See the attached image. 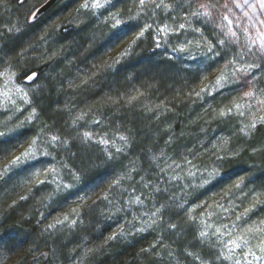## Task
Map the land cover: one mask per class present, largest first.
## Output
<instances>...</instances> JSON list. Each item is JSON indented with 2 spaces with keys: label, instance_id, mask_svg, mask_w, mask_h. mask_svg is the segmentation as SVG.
I'll return each instance as SVG.
<instances>
[{
  "label": "snow or ice",
  "instance_id": "obj_1",
  "mask_svg": "<svg viewBox=\"0 0 264 264\" xmlns=\"http://www.w3.org/2000/svg\"><path fill=\"white\" fill-rule=\"evenodd\" d=\"M5 4L6 0H0V5ZM20 4L23 5V0H20ZM157 10L166 13V18L172 19L173 24L164 23L162 20L157 23L159 19ZM238 11L242 13L240 16L236 15ZM76 12L78 14L90 13L97 16V19L103 17L101 23L108 26L109 31L102 37L101 47L108 48L129 36L132 37L121 53L111 62L102 64L98 71L106 70L116 75L121 71L122 63L135 55V49L139 48L148 38H151L154 45L153 55L163 56L164 61L171 67L176 66L179 57L169 56L168 48L181 56L185 53L190 54V48L193 46L203 48L201 58H193L191 65H185L181 69L192 79L201 78V73L224 61L223 69L215 77L214 84L211 87L204 85L199 91H194L190 95L202 99L206 94L242 93L229 106L222 107L218 111L213 109L212 119L221 122L236 121L231 135L241 138L245 143L234 151L227 150L231 137H224L219 147L214 144L213 148H216L217 152L222 151L223 154H213L215 166L211 171L205 169L207 179L202 178L195 188L202 189L212 181L222 178L224 174L220 169L225 163L239 158L243 152H248L250 158L259 156L261 163L264 164V135L259 140L256 135L264 131V0H223V2L222 0H131L130 4L129 0H79ZM35 16L36 13H33L32 18L34 19ZM27 26V17L20 22L19 27L11 22L0 24V66H3V70H0V80L4 85L0 88V103L6 109L0 112V116L4 117L0 120V155L11 153L22 142L27 143L23 151L12 156L7 163L0 165V183L6 184L16 177L27 176L28 179H35L43 174L44 179L36 180L37 186L41 191L51 188L47 200L62 205L67 198L65 194L90 193L98 186L97 182L103 178L104 174L115 173L118 168L121 174L110 187L118 185L125 178L133 179L132 173L138 174V169L132 167L125 171L126 166L122 157L126 158V150L131 151L137 143L141 142V129L126 125L124 131L127 134L117 131L111 139L104 137L97 139L92 131L86 129L89 124L94 126L105 124V119L94 116L88 120L86 119L88 113L83 110L73 116V105L64 103L63 107H60L59 102L51 101L49 95L45 93L49 88H53L59 94L64 89L62 81H57L56 76L50 77V74L39 70L34 71L26 65L14 62L12 57V53L16 52V47L19 46L16 43V34H22V28ZM188 35H192L193 39H185L183 43L175 45L171 43L173 37L179 40L180 36L187 37ZM41 39L44 38L41 37ZM91 39L95 40L96 37L93 35ZM160 49L165 51H156ZM17 55L23 60L24 52L17 53ZM56 57L57 53L53 52L50 59L55 60ZM58 75L62 76V73ZM96 75L97 73L93 72L90 77L82 79L80 84L69 80L67 86L76 89L81 85H87ZM49 78L51 85L41 83ZM124 78L129 83L134 79L132 74H126ZM17 79L21 82L26 80L29 83L27 86H21L15 82ZM146 87L155 88L156 85L149 83ZM143 95L144 93L138 90L135 95L127 97L124 93H118L116 98L109 96L105 103L116 106L114 110H111L113 119H123L117 116L121 106L120 101L124 100L125 104L132 106ZM13 96L16 99H13ZM238 101H243V103ZM20 104L25 106L23 110ZM160 108L159 104L154 108L145 106V111L153 113L154 118L158 120L159 116L155 115V110ZM24 112L28 114L23 120L19 119L16 114L24 115ZM48 112L55 114L58 119L53 120L51 124L46 121L41 122L39 131H36L33 126L41 121L42 114ZM65 116L68 118L65 119ZM60 121L63 123L58 127ZM164 131L168 134V139L164 147L160 149V157H165L167 149L185 135L182 131L177 136L171 125H168ZM200 131L203 132L205 129L201 128ZM30 133H34L31 139H29ZM117 139L120 141L119 146L116 143ZM152 147L160 148L159 142L154 137ZM73 149L76 150L73 151ZM92 149L95 151H91ZM151 151L152 148L149 147L147 152ZM61 154L67 159L57 161L55 167L51 166L55 156ZM145 159L154 162L157 156L148 157L146 154ZM185 162L191 165V161L186 158ZM130 163L134 164L135 161ZM155 167L159 168L160 172L165 171L159 164H155ZM167 167L171 169L173 165H167ZM175 167L179 168L180 165L176 164ZM245 171L248 179L240 177L221 197V199L227 198L228 202L232 203L233 197L239 199L242 196L247 199L251 196L249 206L236 215V221L248 216L258 206H264V185L260 186L262 190H257L256 187L250 188L249 184L252 183L254 174L251 168ZM89 173L92 175L84 179ZM196 175L197 172L191 170L187 172L188 177L194 178ZM66 179L71 183H66ZM141 179L144 178L141 177ZM178 179L177 175L169 177V181ZM150 184V181L144 183L143 187L149 188ZM171 188V184L168 187L152 185V192L156 194L153 199H156L159 207L151 213L149 220L140 228H136L135 225L130 229L121 227L105 238L104 245L117 240H127L134 233L153 230L154 225H157L159 221L164 225L161 239L164 233L174 234L177 238L189 237L187 245L182 248L183 254L199 261L200 264H264V219L251 223L243 229V232L234 236L228 223L221 222L219 226L209 223V220L213 218L221 219L215 211L210 210L196 215L195 208L186 207L189 201H181L176 193L171 191ZM73 189L75 192L71 191ZM236 193L240 195L236 196ZM20 199L25 200L27 197L22 196ZM78 199L81 207L72 209L73 218L65 214L62 219L58 218L54 223L48 224L44 232H49V230L55 232L58 226L60 230L66 226L68 232L72 234H75L77 229H86L91 223L90 217L97 211L96 202L89 205L86 203V197H78ZM103 200L108 204H113V199H110L108 194L103 196ZM130 203L142 205L144 201L140 196H136ZM199 207L201 205H196V208ZM214 207L223 214L230 211L219 202H214ZM120 211L121 208L116 207V212ZM99 214L103 215V211L101 210ZM231 226L236 227L235 221ZM96 228H100L99 223L96 224ZM80 235L81 239H87L83 233ZM224 237L228 238L226 242ZM25 240L26 238L15 230L0 232V264L10 261L12 264H19V261H12L11 256L25 243ZM253 240L256 243H252ZM188 245L200 252H204L200 246L206 245L207 251L204 255L194 254L189 251ZM157 246L167 252V256L171 258L169 264H181L170 247L162 244L161 240L155 241L146 248H141L137 255L154 256L156 258L154 264H162V252L156 251ZM95 251L99 249H88V253ZM55 256V248L47 254L36 252L34 258L27 260L26 264H39L44 257L48 258L45 259L44 264H50V260ZM78 264H83V261H79Z\"/></svg>",
  "mask_w": 264,
  "mask_h": 264
},
{
  "label": "trees",
  "instance_id": "obj_2",
  "mask_svg": "<svg viewBox=\"0 0 264 264\" xmlns=\"http://www.w3.org/2000/svg\"><path fill=\"white\" fill-rule=\"evenodd\" d=\"M32 1L36 5L35 7H37L44 0ZM12 3L17 5L16 7H20L21 5L20 0H13ZM24 4L26 2L23 1ZM57 9L58 2L38 18L33 19L31 13L27 15L28 26L25 27L27 29L24 31V35L17 37L16 43L20 46V44L28 42L27 38L29 36L31 37L35 32L41 30L39 27L41 26V22L46 20V16L56 12ZM28 11L30 10L28 9ZM88 21L89 17L87 18V16L78 20L74 18L68 24L65 23L67 24L65 28H56L57 30L60 29L59 35L57 33H50V42L46 50L47 57L43 55L42 60L25 62V65L32 68V70H39L42 73L50 74V77L56 76L57 81H62L64 89L59 94H57L55 89L49 88L45 95H49L51 101L59 102L60 107H63L64 103L73 105L72 115L75 113L74 110L77 109L76 111L78 112L83 110L93 115V117L98 116L101 119H105V124L97 126L98 128L95 126V128L102 131V133L111 134V137L117 131L122 134H127L124 131L126 125L141 129V142L137 143L131 151L126 150V158L122 157L123 163L126 166L125 171L136 167L138 174L132 173L133 179L129 180L125 178L118 185L112 186L115 189V193L133 188L140 191L145 190V192L152 193L155 196L156 194L152 192V186L144 188L143 185L149 181L159 180L157 183L158 186L168 187L171 184L172 192H175L179 198L188 197L190 202L194 201L197 197L198 201H201L200 198L203 196L204 199L208 197L209 195L206 192H201L203 188L197 189L191 187L186 193L179 191L175 187H179L181 182L169 181L167 172L176 168V164L186 163L185 158L191 161V163H193L194 158L196 163L212 169L215 166L213 164L215 159L213 154H223L222 151L217 152V149L213 148V145L215 144L219 147L224 137H231L230 143L227 145V150L229 151H234L245 143L241 138L231 135L236 126V121L221 122L212 119L214 115L213 109L218 111L221 105H224V107L229 106L232 97L239 95V92H232L230 94L223 93L218 98L213 97V95L211 98L202 99H197L194 95H190V93L196 91L194 89L201 79L204 80V77H207L214 69H223L224 61L214 65L208 71L201 73V78L192 79L184 71H181L185 65L190 64L181 62L182 60L178 59L176 66L171 67L164 61L163 56L153 55L154 45L151 38H148L144 40L139 48L135 49V55L122 63L121 71L116 75H113L110 71H101L100 75L97 78L92 77L87 85H81L76 89L68 88L67 82L69 80L74 81L75 84H80L82 79L91 76L93 69H91L92 73L84 78L77 76L78 70L81 68H89L88 59L93 56L92 52L96 51L95 53L99 54L101 49H103L101 47L103 42L102 38L91 39L95 31H93L91 26H86ZM78 24L79 27H77ZM101 29L103 30V28ZM49 31L52 30L49 29ZM27 44L29 45V42ZM156 51L161 52L160 50ZM53 52L57 53L55 60L50 59ZM60 73H62V76L58 75ZM126 74L133 75L134 79L131 83L124 78ZM41 83L51 85L52 82L49 78L48 80L41 81ZM149 83L155 84L156 87L147 88L146 85ZM137 90L143 92L144 95L135 101L132 106H128L124 100H121V106L117 116L123 117V119H113L111 110H114L116 106L106 104L105 101L107 98L109 96L116 98L118 93H124L125 97L135 95ZM158 104L161 105V108L155 110V115L159 116L157 120L154 118L153 113L145 111V106L154 108ZM210 105L211 107H209ZM57 119L58 117L55 114L48 112L42 114L40 123L46 121L51 124L53 120ZM62 123L63 121H60L58 127ZM145 125L147 127H143ZM168 125L172 126L177 136L182 131L185 135L181 136L176 144L167 149V155L165 157H160V149L164 147L165 141L168 139V134L164 131ZM201 128H204L205 131H200ZM256 135L257 140H259L264 135V131L258 132ZM153 137L159 142L160 148L152 147ZM149 147L152 148L151 152H147ZM75 150L73 149V151ZM112 150L114 151V149ZM91 151L94 152L95 149ZM146 154L148 157L156 155L157 160L153 162L150 159H145ZM131 161H135V163H130ZM150 164L152 165L151 167L149 166ZM155 164H159L165 171L160 172L159 168L155 167ZM167 165H173V167L169 169ZM185 168L186 166H182L179 173L184 172L181 169ZM249 168L252 169L254 174L249 187H256L257 190H262L260 186L264 185V164L261 163L259 156L250 158L248 152H243L239 158L225 163L224 167L220 169L224 175L209 185L208 193L210 195L212 194L211 196L213 197L226 186L234 184L240 177L243 176L248 179L245 170ZM120 174L119 168L115 173L104 174L103 178L97 182L98 186L95 188L98 190H106L108 188L109 190L112 182ZM90 175L92 174H87L84 179H87ZM179 175L182 176L181 174ZM141 177L144 179L142 180ZM160 179H163L165 182H162ZM193 185V183L190 184V186ZM34 212V206L25 201H20L8 210H2L0 212V232L15 230L21 233L22 237L26 238L23 245L29 243L31 240L30 243L33 244L32 246L39 248L40 244L38 240H34V235L40 233L38 225L35 224L34 218L36 217L34 216ZM254 214L264 218V206H258ZM29 217L31 218L29 219ZM2 218L3 220H1ZM90 220L91 223L88 227L84 230H77L75 236L69 232H65L56 237L54 245L63 247L65 245L64 243L67 242L69 248L67 254L72 256L76 255L77 253L74 252H79L81 248L99 249V251L90 254L84 264H154V260L156 259L154 256H138L137 254L141 248H146L155 241L161 240L162 244L170 247L175 258L179 259L181 264L184 261L185 264H196L195 259L185 256L182 251L183 246L187 245L189 237L177 238L174 234L164 233L161 239V232L163 231L164 225L161 228L155 227L153 230L146 231L142 234L135 233L129 236L127 240H117L104 245V240L110 231L109 219L107 216L100 215L98 212V215L94 213L90 217ZM97 223L100 224L99 229L96 228ZM81 233L87 236V239H82L83 242L78 245L81 241ZM69 239H73V244H70ZM47 245L46 247L49 249L50 247ZM101 245L104 246L101 247ZM188 247L189 251L194 252V254L204 255L207 251L206 245L200 246L204 249V252H200L190 245ZM72 249H75V251L72 252ZM156 251L162 252V264H169L171 258L167 256V252L162 250L160 246H157Z\"/></svg>",
  "mask_w": 264,
  "mask_h": 264
},
{
  "label": "rangeland",
  "instance_id": "obj_3",
  "mask_svg": "<svg viewBox=\"0 0 264 264\" xmlns=\"http://www.w3.org/2000/svg\"><path fill=\"white\" fill-rule=\"evenodd\" d=\"M12 1L13 0H6L5 5H0V24H7L11 22V23L17 24V26L19 27L20 22L27 16L28 9L30 11L31 10L33 11L36 5L35 3H33L32 0H23L24 2H26V4L22 5L23 7H21V5L20 7H16L17 5L13 4ZM130 3H131V0H129V4ZM78 7H79V0H59L57 11L53 12L49 16V18L41 22V26L39 27L41 28V30H38L31 37L29 36L27 38L29 45L27 44L28 42H26L16 47V52L12 53L14 62L25 65L26 61L42 60L41 58L43 57V55L47 57L46 50L50 42L49 41L50 33H54V34L57 33L59 35V30L61 28H65L67 24L71 22L72 19L74 20V18L78 20L85 16H87V18L89 17V21L87 22L86 26L87 27L91 26L93 28V31H95L96 33V34L94 33L93 35L96 37V39L98 37L100 38L104 37L109 31V27L101 23V21L103 20V17L101 16L99 17V19H97V16H93L90 13L78 14L76 12V9ZM157 14L159 17V19L157 20V23H159L162 20L164 23L173 24L172 19L166 18L167 17L166 13H161L159 10H157ZM241 14L242 13L239 11L236 13L237 16H240ZM105 15H107V13H105ZM179 22H183V21H179ZM56 28L57 29L60 28V29L57 30ZM101 28H103V30ZM26 29L27 28L25 27L22 28V34L17 33L16 36L18 37L19 35L21 36L24 35V31ZM49 29H51L52 31H49ZM177 35H180V34L177 33ZM41 37H43L44 39L42 40ZM131 39L132 37L129 36L125 38L124 40H122L121 42H118L108 48L103 47V49H101V52L100 53L98 52L99 54H96L95 53L96 51H93L92 52L93 56L88 59L89 61L87 60L90 67L81 68L80 70H78L77 76L81 78L89 76L90 73H92L91 69H93V72L97 73V75L94 76V78H97L101 72V71H98L100 66L104 64L105 62H111L114 58H116L121 53V51L127 46V44L130 42ZM185 39L191 40L193 39V36L192 35H188L187 37L180 36L179 40H176L173 37L171 39V43L173 45L177 43H183ZM161 42L163 43V41ZM24 50H27V51H24ZM160 51L163 52L165 50L160 49ZM202 51H203V48H196L193 46L190 48V54L185 53L181 56V54L173 53L171 51V48H168L167 54L169 56L179 57V59L182 60L181 62L191 65L193 58H196V59L201 58ZM20 52H24L23 60H21L20 57L17 55V53H20ZM0 70H3V66H0ZM215 70L216 69H214L211 73H209L207 77H204V80L201 79L198 82V85L194 90L199 91L200 88L203 87L204 85H208L209 87H211V85L214 84L215 77L220 73L222 69L219 68L216 71ZM15 82L17 84H20L21 86H27L29 83L26 80L21 82L18 79ZM3 86H4L3 81L0 80V88H2ZM221 95H223V93H216L214 94V96L206 94L203 98H208V97L211 98V96L218 98ZM240 95H242V93L232 97L230 104L234 99H237ZM13 99H16V97L13 96ZM238 102L243 103V101H238ZM19 103L20 102L18 101V104ZM20 107H21V110H23L25 106L20 104ZM222 107H224V105H221L220 108ZM76 110L77 109L74 110L75 113L73 114V116L79 113ZM3 111H6V109L3 107V104L0 103V112H3ZM27 114H28L27 112H24V115H20L19 113H17L16 115L19 116V119L23 120L24 116H26ZM92 118H93V115H90L88 113L86 119L91 120ZM2 119H4V117L0 116V120ZM66 119H67V116H66ZM33 127L35 128L36 131H39L40 122L36 123ZM86 130L92 131L95 134L97 139L100 137L109 138V139L113 138L111 137L112 136L111 134L110 136L106 133H102V131L96 129L95 126L91 124H89ZM32 135H34V133L29 134V139H31ZM116 143L118 146L120 145V141L118 139ZM26 147H27V143L22 142L20 146L14 149L11 153L7 155H0V165L7 163L8 160L12 158V156L18 155ZM66 159L67 157L64 156L63 154L59 156H55V160L53 161L51 166L55 167L57 166V163H56L57 161H63ZM179 165H180L179 168H173L171 171L167 172L168 173L167 178L169 179L171 175H177L179 179L172 180V181L181 182V184H179V187L176 186L175 188H178V190L183 193H186L187 191H189L191 187L195 188V185L199 184L202 178L207 179V171H211L210 167L201 166L200 163H196L194 158H193V163H191V165H194L195 167H192L188 163H184V164L181 163ZM182 166H186V168L181 169V170H184V172L179 173L180 168ZM205 169H207V171H205ZM189 170L197 172V175L194 178L188 177L187 172ZM179 174H181L182 176H180ZM37 179H44L43 174H41L39 177H36L35 179H28L27 176L16 177L10 180L6 184L0 183V212L5 209L8 210L9 208L17 205L20 201H25L28 204L30 203L32 206H34V209H35V212H34V216L36 217L34 218L35 224L38 225L40 233L44 232V228L48 224L54 223L55 220L58 218L62 219L65 214H68L70 215V218H73L71 215L72 209L81 207V202L78 199V197H86V203L89 205H92L93 202H96V208H97L96 214L97 215H98V212L100 213V211L102 210L103 215L107 216V218L111 217L110 219L108 218L109 219L108 221L110 222L109 223L110 231L108 232V235H110L112 232L118 231L121 227H124L125 229H130L132 228L133 225H135L136 228H140L144 226L145 222L148 221L149 218L151 217V213L155 211L156 207H158V203L156 199H153L154 196L152 193L145 192V190L144 191L135 190L133 188H128L126 190H121L120 193H115V189L113 187H111L109 190L107 188L106 189L107 191L104 189L98 190L97 188H94V190L90 193L78 192L72 195L65 194L67 198L64 200L62 205H58L54 201L47 200L48 194L49 192H51L52 189L48 188L45 191H41L40 187L37 186L36 184ZM160 180L162 182H165L163 179H160ZM65 182L71 183V181L67 179L65 180ZM158 182L159 180L152 181L150 186L157 185ZM191 183H193L194 185L190 186ZM209 185L205 186L203 190L201 191L202 193L206 192L209 195L208 197H205V199L203 196L200 198L201 201H198L197 199L198 197L194 199V201H191V202L188 197L186 198L180 197V200L184 201V198H185V200L189 201L186 207L195 208L196 215H200L201 213H206L210 210L215 211L217 215L221 217V219L217 220L213 218L212 220H209V223H215L217 226H219L221 222L228 223L230 225V229L232 230L234 236L243 232V229L247 227L248 225H250L251 223L259 222V220L264 219L254 214V211H255L254 209L251 213H249L248 216L243 217L242 220L240 221H236L235 220L236 215H239L240 213H242L244 209L249 206L251 196H249L247 199H245L242 196L239 199H236L235 197H233L232 203H229L227 198L221 199V197L223 196L224 192L231 186H226L224 189L218 191V194L216 195L213 194L214 196L212 197L211 196L212 194L210 195L208 193ZM71 191L75 192V189ZM245 191H247V189H245ZM105 194H108L109 198L113 199V204H108L106 201L103 200V196ZM239 195H240L239 193H236V196H239ZM22 196L27 197V199L21 200L20 197ZM136 196H140V198L144 201L142 205L130 203V201L134 199ZM99 197H102V198H99ZM13 201H15V203H13ZM214 202H219V203L224 204V206L229 208L230 211L227 214L220 213L219 209H215ZM35 205H37V207H35ZM196 205H201V207L196 208ZM116 207L121 208V211L119 213L116 212ZM0 217H1V214H0ZM30 218L31 217H29V219ZM1 220H3V218ZM233 221H235V224H236L235 228H232L231 226ZM162 226L163 225L160 224V222L158 221L157 225H154V228L155 227L161 228ZM77 230H84V229H77ZM65 232H68L66 226L63 230H60L58 226V229L55 232H52V230H49V232H44L43 235H40V233L34 235V240H38L40 247L34 248L32 246L33 244L30 243L31 241L30 240L29 243H26L25 245L23 244L21 245V247L17 250V252L11 256V260L19 261V263H21L24 259V254H26L27 252H30V250L31 251L34 250L35 252H37L38 250H40V248H47L46 245L48 243L50 247L49 248L50 252L53 248L56 249V256L50 260V264H78V262L81 260L83 261V264H84V262L87 261V257L90 254H92V253H88L89 248H81V249L78 248L80 249V251L74 252L77 254L72 256V255L67 254L69 250L67 242L64 243L65 245L63 247H61L60 245H54V242H56L54 241L55 238L58 237L59 235L64 234ZM136 234H142V233H136ZM72 235L75 236V234H72ZM223 239L226 242L228 238L224 237ZM69 242L70 244L71 243L73 244V239L72 240L69 239ZM82 242L83 240L81 239L78 245H80ZM252 243H256V241L253 240ZM191 260L193 261V259ZM195 262L196 264H200V262L197 260H195ZM5 264H9V262H5ZM40 264H44L43 260L40 261ZM182 264H185V261Z\"/></svg>",
  "mask_w": 264,
  "mask_h": 264
},
{
  "label": "water",
  "instance_id": "obj_4",
  "mask_svg": "<svg viewBox=\"0 0 264 264\" xmlns=\"http://www.w3.org/2000/svg\"><path fill=\"white\" fill-rule=\"evenodd\" d=\"M59 0H45L42 4H40L34 13H36L35 18L46 13L51 7H53ZM34 256L30 259H33ZM28 260V259H27Z\"/></svg>",
  "mask_w": 264,
  "mask_h": 264
},
{
  "label": "bare ground",
  "instance_id": "obj_5",
  "mask_svg": "<svg viewBox=\"0 0 264 264\" xmlns=\"http://www.w3.org/2000/svg\"><path fill=\"white\" fill-rule=\"evenodd\" d=\"M44 1H45V0H44ZM44 1H43V2H44ZM38 6H39V5H38ZM38 6H37V7H38ZM37 7H35V8L33 9V11L31 10L32 12L29 11L27 15H29L30 13H31V15H32V14L35 12V10H36ZM44 14H45V13H44ZM44 14H43V15H44ZM41 16H42V15H41ZM49 16H50V15H47L45 19L49 18ZM39 17H40V16H39ZM37 18H38V17H37ZM37 252H44V253H46V254H47V253H50V251H49L48 248H40V250H38ZM35 253H36V252H35L34 250H32V251L30 250V252H27L26 254H24V259H23L22 262H24V260H25V262H27V259L29 260L30 258H32V257L34 256ZM45 259H48V258H47V257H44V258H42L41 260H43V262H44ZM39 264H40V262H39Z\"/></svg>",
  "mask_w": 264,
  "mask_h": 264
},
{
  "label": "flooded vegetation",
  "instance_id": "obj_6",
  "mask_svg": "<svg viewBox=\"0 0 264 264\" xmlns=\"http://www.w3.org/2000/svg\"><path fill=\"white\" fill-rule=\"evenodd\" d=\"M19 264H26V262H25V260H24V262H21V263H19Z\"/></svg>",
  "mask_w": 264,
  "mask_h": 264
},
{
  "label": "clouds",
  "instance_id": "obj_7",
  "mask_svg": "<svg viewBox=\"0 0 264 264\" xmlns=\"http://www.w3.org/2000/svg\"><path fill=\"white\" fill-rule=\"evenodd\" d=\"M86 178V177H85ZM9 264H12V262L10 261Z\"/></svg>",
  "mask_w": 264,
  "mask_h": 264
}]
</instances>
